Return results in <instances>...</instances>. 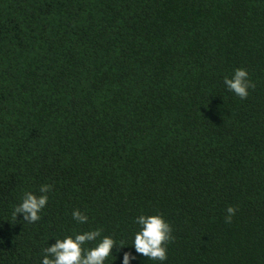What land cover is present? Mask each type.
<instances>
[{"label": "trees", "instance_id": "1", "mask_svg": "<svg viewBox=\"0 0 264 264\" xmlns=\"http://www.w3.org/2000/svg\"><path fill=\"white\" fill-rule=\"evenodd\" d=\"M141 214L171 226L164 264H264V0H0V264L96 228L121 264Z\"/></svg>", "mask_w": 264, "mask_h": 264}, {"label": "clouds", "instance_id": "2", "mask_svg": "<svg viewBox=\"0 0 264 264\" xmlns=\"http://www.w3.org/2000/svg\"><path fill=\"white\" fill-rule=\"evenodd\" d=\"M224 85L241 99L246 98L249 95V88L254 86L248 79V72L244 68L234 69L230 77L224 78ZM50 187L48 184L41 185L40 195L25 192L20 202L13 207V218H17L20 214L21 219L29 223L40 220L41 210L48 203L47 193ZM226 211L228 215L225 219L230 221L236 210L229 206ZM71 216L78 224H85L88 221V216L79 209H73ZM135 223L138 230L133 233L131 243L134 253L123 252L121 264H131L137 258L136 254L164 264L167 260L166 243L172 238L169 223L159 214L138 215ZM54 240V243L43 249L39 264H105L113 247L118 246L111 236H102L99 228L66 234ZM89 243L91 246L85 247Z\"/></svg>", "mask_w": 264, "mask_h": 264}]
</instances>
